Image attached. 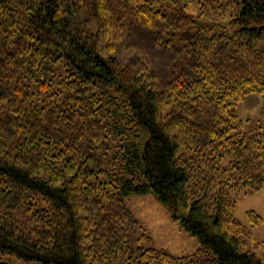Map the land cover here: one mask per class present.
<instances>
[{"label":"trees","instance_id":"16d2710c","mask_svg":"<svg viewBox=\"0 0 264 264\" xmlns=\"http://www.w3.org/2000/svg\"><path fill=\"white\" fill-rule=\"evenodd\" d=\"M185 1L0 0V254L264 264L229 197L264 187V127L235 109L264 97V0ZM146 193L204 260L140 245L125 200Z\"/></svg>","mask_w":264,"mask_h":264},{"label":"rangeland","instance_id":"374dc122","mask_svg":"<svg viewBox=\"0 0 264 264\" xmlns=\"http://www.w3.org/2000/svg\"><path fill=\"white\" fill-rule=\"evenodd\" d=\"M199 0L185 1L186 10L194 15L199 12ZM219 20V19H218ZM234 24L228 26L229 30L235 29ZM219 28L212 27L203 32L209 36ZM239 118L238 127L242 133L249 131L259 132L264 127V97L257 93H248L235 105ZM229 160L225 157L223 163ZM230 199L235 202L234 216L241 225L249 229L246 249L261 253L264 251V187L254 193L230 192ZM138 221L140 232L151 237V242H141L143 247L152 246L156 250H164L171 254L182 256L195 254L198 260H204L206 255L198 252L199 244L195 237L180 228L177 221L173 220L168 211L151 193L131 195L125 200ZM254 210L262 216V221L251 225L246 212ZM136 253V252H135ZM0 260L8 264H41L37 261H26L7 254H0ZM167 264V263H162Z\"/></svg>","mask_w":264,"mask_h":264},{"label":"bare ground","instance_id":"6f19581e","mask_svg":"<svg viewBox=\"0 0 264 264\" xmlns=\"http://www.w3.org/2000/svg\"><path fill=\"white\" fill-rule=\"evenodd\" d=\"M114 94V93H113Z\"/></svg>","mask_w":264,"mask_h":264}]
</instances>
